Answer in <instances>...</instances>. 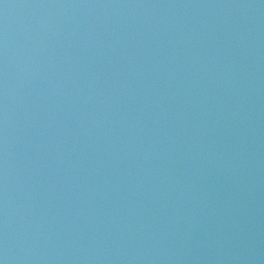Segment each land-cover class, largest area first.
Wrapping results in <instances>:
<instances>
[{"label":"water","instance_id":"95a60500","mask_svg":"<svg viewBox=\"0 0 264 264\" xmlns=\"http://www.w3.org/2000/svg\"><path fill=\"white\" fill-rule=\"evenodd\" d=\"M0 264H264V0H0Z\"/></svg>","mask_w":264,"mask_h":264}]
</instances>
